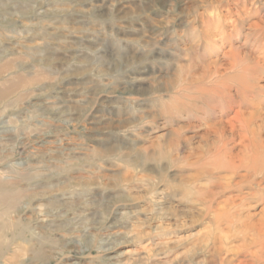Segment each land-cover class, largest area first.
I'll use <instances>...</instances> for the list:
<instances>
[{
    "label": "rangeland",
    "instance_id": "374dc122",
    "mask_svg": "<svg viewBox=\"0 0 264 264\" xmlns=\"http://www.w3.org/2000/svg\"><path fill=\"white\" fill-rule=\"evenodd\" d=\"M0 90V264H264V0H0Z\"/></svg>",
    "mask_w": 264,
    "mask_h": 264
},
{
    "label": "bare ground",
    "instance_id": "6f19581e",
    "mask_svg": "<svg viewBox=\"0 0 264 264\" xmlns=\"http://www.w3.org/2000/svg\"><path fill=\"white\" fill-rule=\"evenodd\" d=\"M202 3V2H201ZM200 4V2H199ZM207 4L209 5V3H205L204 8L207 6ZM199 7V6H198ZM199 14V13H198ZM204 14L203 12L200 13V15L198 16L199 18H201V20L204 23L210 24L211 22L217 21L218 23L216 24V27L218 29V33H220L221 35L226 34V30L221 28V24L219 22V16H221L218 11L217 13L211 17L207 14ZM216 16V17H215ZM199 20V19H197ZM202 22V23H203ZM208 29V28H207ZM209 30V29H208ZM208 33V31H207ZM212 35V34H211ZM210 35V36H211ZM196 36V35H195ZM213 37V36H212ZM206 39V37H205ZM203 39V40H205ZM208 39V38H207ZM202 40V41H203ZM201 41V42H202ZM204 42V41H203ZM218 72V71H217ZM37 75V74H36ZM43 79V78H42ZM26 81V80H25ZM217 84V83H216ZM16 87V86H15ZM216 87V86H215ZM6 90H0V97H2L5 94ZM223 94V93H222ZM227 94V93H226ZM52 97V96H51ZM63 102V101H62ZM50 103V102H49ZM61 108V107H60ZM59 108V109H60ZM235 112V111H234ZM8 129V128H7ZM6 130V129H5ZM7 131V130H6ZM231 163V162H230ZM68 164V163H67ZM235 163H231V165H234ZM224 165V164H223ZM222 165V166H223ZM230 165V164H229ZM254 165V164H253ZM214 166H216V164H214ZM252 166V165H251ZM52 167V166H51ZM237 165L231 167V168H236ZM245 167V166H244ZM46 168V167H45ZM208 168V166H207ZM210 169H205L203 171V173H206L208 175H210V179L208 182H206V184L204 183L205 187H209V186H221L224 183L221 181L222 177L221 175H218L217 172L215 174V170H211V167H209ZM214 168V167H213ZM230 168V169H231ZM238 168V167H237ZM242 168V167H241ZM246 168L247 165H246ZM225 169V168H224ZM229 169V168H227ZM231 169V170H233ZM251 168H248V170L250 171ZM229 170L228 172L233 173V171ZM253 170V169H252ZM251 170V171H252ZM13 171V169H12ZM58 171V170H57ZM201 172V171H200ZM205 175V174H204ZM1 176V175H0ZM8 177V176H6ZM199 177V176H198ZM5 178V177H4ZM8 179V178H6ZM6 179H3L2 176L0 177V258H2L5 255V249L8 247L9 242L14 240V239H18L21 238L25 232L27 231V226L25 224H21L20 222L16 221V220H7V218L9 216H11V214L13 213V211H15L16 207L18 206V203L20 201V190L17 191L14 189V181L13 182H9ZM204 181V180H203ZM196 182V181H195ZM198 182V181H197ZM210 188V187H209ZM21 189V188H20ZM211 189V188H210ZM199 190V189H198ZM212 190V189H211ZM203 192V191H202ZM214 193V192H213ZM203 195V194H202ZM214 195V194H213ZM24 197V196H23ZM81 198V197H79ZM24 199V198H23ZM210 203V201H209ZM20 205V204H19ZM19 207V206H18ZM84 209V208H83ZM90 210V209H89ZM69 215V214H68ZM85 215V214H84ZM87 215V214H86ZM45 216V215H44ZM7 217V218H6ZM86 218V217H84ZM48 221V219H47ZM58 225V224H56ZM50 227V225H47ZM46 229V228H45ZM69 230V229H68ZM67 232V231H65ZM11 235V236H10ZM19 242V241H18ZM262 244V243H261ZM260 244V246H261ZM264 244V243H263ZM11 246V245H10ZM19 247V246H18ZM25 249V248H24ZM9 257V256H8ZM11 257V256H10ZM18 257H19V253L15 254L14 256H12L10 258V260L12 262H14V264H16L18 262ZM38 257L39 258H43L44 254L43 253H38Z\"/></svg>",
    "mask_w": 264,
    "mask_h": 264
}]
</instances>
